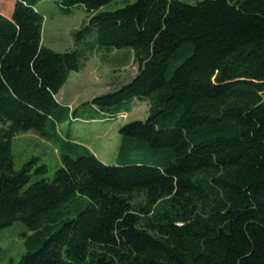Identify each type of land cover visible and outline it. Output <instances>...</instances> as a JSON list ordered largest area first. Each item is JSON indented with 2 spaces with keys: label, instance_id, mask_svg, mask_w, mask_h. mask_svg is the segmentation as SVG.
I'll use <instances>...</instances> for the list:
<instances>
[{
  "label": "trees",
  "instance_id": "obj_1",
  "mask_svg": "<svg viewBox=\"0 0 264 264\" xmlns=\"http://www.w3.org/2000/svg\"><path fill=\"white\" fill-rule=\"evenodd\" d=\"M39 1L0 6V229L27 225L18 264H264V0H59L89 12L66 50L44 44ZM122 47L128 81L60 100L88 55ZM135 98L148 113L120 126L116 163L60 129ZM31 129L59 144L53 178L37 157L16 168Z\"/></svg>",
  "mask_w": 264,
  "mask_h": 264
},
{
  "label": "rangeland",
  "instance_id": "obj_2",
  "mask_svg": "<svg viewBox=\"0 0 264 264\" xmlns=\"http://www.w3.org/2000/svg\"><path fill=\"white\" fill-rule=\"evenodd\" d=\"M134 0H113L102 6V9H114ZM195 2L196 0H186ZM15 0H0L12 6ZM44 14L43 42L57 49L66 50L74 46V31L88 18L89 12L84 5L78 4L65 9L59 0H40L37 4ZM13 8L3 11L11 13ZM139 65L134 59L131 47L114 48L111 52H93L84 61L79 71H72L69 79L58 93L61 101L76 106L84 100L117 87L128 81L137 71ZM131 109L102 119H69L60 125L61 131L87 144L107 163L119 161L118 149L121 139L120 126L136 118L146 117L149 102L135 98L128 102ZM59 144L40 136L34 130H24L13 139L12 152L16 168L24 162L37 157L32 172L37 164L46 163L49 171L47 177L53 178L61 163ZM41 177L34 175L33 178ZM27 229L23 221L0 229V264H18L25 251L21 233Z\"/></svg>",
  "mask_w": 264,
  "mask_h": 264
}]
</instances>
